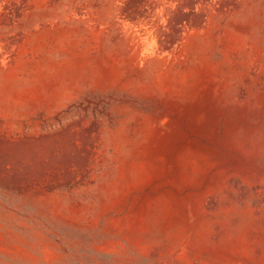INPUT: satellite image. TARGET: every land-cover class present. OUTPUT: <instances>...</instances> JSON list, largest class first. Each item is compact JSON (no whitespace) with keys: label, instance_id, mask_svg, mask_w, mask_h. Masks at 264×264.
Here are the masks:
<instances>
[{"label":"rangeland","instance_id":"rangeland-1","mask_svg":"<svg viewBox=\"0 0 264 264\" xmlns=\"http://www.w3.org/2000/svg\"><path fill=\"white\" fill-rule=\"evenodd\" d=\"M0 264H264V0H0Z\"/></svg>","mask_w":264,"mask_h":264}]
</instances>
